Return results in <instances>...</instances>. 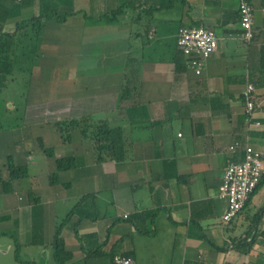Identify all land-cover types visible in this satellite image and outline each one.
I'll return each mask as SVG.
<instances>
[{"label": "crops", "instance_id": "crops-1", "mask_svg": "<svg viewBox=\"0 0 264 264\" xmlns=\"http://www.w3.org/2000/svg\"><path fill=\"white\" fill-rule=\"evenodd\" d=\"M252 2L249 43L240 37L239 0H0V36L48 8L57 13L18 47L37 55L28 122L0 131V171L13 187L5 192L0 183V230L10 231L17 261L58 264L53 240L65 222L66 264H114L117 253L138 264H264L263 235L250 252L234 246L264 208V183L230 223L219 193L226 166L243 155L230 150L234 141L264 155V0ZM194 25L224 37L201 73L178 46L181 27ZM130 56L137 94L120 106ZM249 82L259 102L252 116ZM88 113L127 129L133 145L124 161L97 162L78 131L63 142L56 121ZM65 156H76V167L60 170ZM30 189L40 202H30ZM85 194L94 204L77 208ZM258 225L264 231V216Z\"/></svg>", "mask_w": 264, "mask_h": 264}, {"label": "trees", "instance_id": "trees-1", "mask_svg": "<svg viewBox=\"0 0 264 264\" xmlns=\"http://www.w3.org/2000/svg\"><path fill=\"white\" fill-rule=\"evenodd\" d=\"M132 5L131 8L136 11L138 6H136L133 1L130 2ZM125 5L117 8L113 11L116 18H119V13L126 10ZM142 12H145L142 9ZM154 12V10H152ZM57 15V13L52 9L44 10L39 16L23 20L17 25L16 30L13 32H2L0 36V108L2 104H5V101L2 102V95L4 89L7 87L8 80L14 72L15 61L17 59L18 47L21 44L26 43L30 40H35L39 36L40 31L45 25V20L49 17ZM59 19L64 20L65 16H58ZM139 14L136 13L132 15L131 21H137ZM31 27V29H29ZM150 29L149 24L145 25V32H148ZM27 38H30L29 40ZM22 55V54H21ZM26 56V55H25ZM37 57V55H36ZM136 58L130 56L127 61L126 79L122 88L120 106H123V101L130 99L137 94V76L131 71L129 74V69L131 66L135 65ZM56 126L58 127L62 140L65 144L72 142L73 133L78 131L83 140H91L93 144V149L95 153V158L97 162L105 161H124L130 148L133 145V140L129 138L127 129L124 126H112L109 118L107 117H97L94 114L88 113L81 116L75 117H64L56 121ZM5 129V126L0 121V131ZM78 158L76 156H65L57 158V166L60 170H68L76 167ZM21 176H27V167H20ZM0 183L3 186L5 192L13 191L11 180H6L3 178L0 171ZM264 183V177L258 183L253 193L250 196V199L246 203L245 209L249 202L251 201L253 195L257 189ZM28 197L32 204L40 202L39 197L36 195L33 189H30L28 192ZM87 202H95L94 194H85L80 197L77 208L81 205L86 204ZM80 205V206H79ZM80 209V208H79ZM242 209V211H243ZM89 213H82L81 217L89 216ZM264 216V208H261L257 214H255L254 223L251 225L249 233L244 237L238 239L235 242V247H237L242 252H250L254 247L255 243L258 241H263L259 238L260 235L264 236V231L256 230L259 227L258 224L261 223V220ZM65 222L60 223L56 227L55 236L53 244L55 245V257L58 264H66L67 261L71 258V252L66 249L65 239L62 236V230L64 228ZM77 229V228H76ZM219 248V247H217ZM219 249H223L219 248ZM16 258L19 259V250L15 251ZM28 264H39L33 261L27 262Z\"/></svg>", "mask_w": 264, "mask_h": 264}, {"label": "built area", "instance_id": "built-area-1", "mask_svg": "<svg viewBox=\"0 0 264 264\" xmlns=\"http://www.w3.org/2000/svg\"><path fill=\"white\" fill-rule=\"evenodd\" d=\"M239 15L242 32L240 37L245 42L255 40V8L252 0H239ZM215 30L205 26L181 27L178 37L180 50L192 60L196 71L201 73L208 59L218 49L223 39ZM246 113L252 116L259 106L256 87L249 82L244 91ZM242 148L243 155L228 163L225 168L219 193L228 200L223 221L230 223L245 207L251 194L264 177L263 152L249 142L244 145L236 140L230 145L231 151ZM114 264H138L130 255L117 253L113 257Z\"/></svg>", "mask_w": 264, "mask_h": 264}, {"label": "rangeland", "instance_id": "rangeland-1", "mask_svg": "<svg viewBox=\"0 0 264 264\" xmlns=\"http://www.w3.org/2000/svg\"><path fill=\"white\" fill-rule=\"evenodd\" d=\"M15 68L13 74L8 80L7 87L2 95L3 100H9L0 108V121L5 128H14L22 130L28 122L26 111L31 105L30 96V76L33 60H36L34 55H21L17 53ZM33 59V60H32ZM14 104V105H13ZM11 107L9 108V106ZM14 106V107H13ZM91 142V140H85ZM3 205L2 195L0 194V207ZM251 211H255V206H250ZM255 218V216H254ZM11 236L9 230H0V264H25L17 261L15 255V246L11 248Z\"/></svg>", "mask_w": 264, "mask_h": 264}]
</instances>
